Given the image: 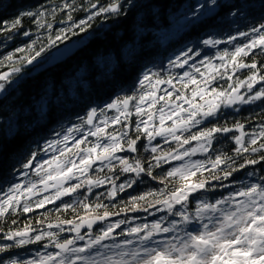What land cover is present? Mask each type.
Returning a JSON list of instances; mask_svg holds the SVG:
<instances>
[{
  "label": "trees",
  "instance_id": "1",
  "mask_svg": "<svg viewBox=\"0 0 264 264\" xmlns=\"http://www.w3.org/2000/svg\"><path fill=\"white\" fill-rule=\"evenodd\" d=\"M73 3V0H67ZM95 2V0H92ZM65 0H0V24L4 21H12L26 11L45 12V19L52 25L40 28L35 23L38 17L24 16L21 25L12 31H0V60L10 53H15L16 57L26 53H16L17 48H24L37 40V49L47 46L48 36L53 38L62 28H67L71 22L67 21L68 9L60 11ZM110 0H99L100 5H107ZM203 5L204 7H200ZM82 6V7H81ZM72 11L73 19L78 22L86 19L88 12L84 9L89 7V0H75ZM55 12L53 13V10ZM92 11H95L93 9ZM123 15L98 16L91 21V27L87 32L71 39L58 42L42 53L32 64H24L20 73L14 75L13 82L6 86V90L0 93V197L9 187L14 184H23L27 187L28 181L36 179L33 169H24L22 165L32 152H38L37 159L33 165H38L44 159H51L58 152L49 151L45 153L43 147L48 141L62 138L68 134L67 129L76 125H82L83 131L75 133L76 140L83 139L91 127L87 125L86 118L93 108L97 109L94 124H100L105 118H111L118 113L115 109H108L107 105L114 103L118 98L126 96H138L142 91L148 90L150 86L145 81V87L141 88L140 81L144 73L152 76L157 73L160 79L172 77V85H165L164 90L158 93L161 96L167 92L175 94L180 92L184 95H191V89L195 85H189L187 89H182L180 77L184 72H189L196 76L197 80H203L202 73H207L206 65L209 60L215 65H220L218 54L224 51H234L236 46L247 43L250 37L239 36L240 32H250L253 27H258L264 23V0H216L215 4L211 0H123ZM27 31L29 36L23 33ZM78 31V30H77ZM235 35L237 39L227 42L229 36ZM215 38L225 41L212 46H205L202 41ZM84 40L82 47L67 60L57 63L38 73H33L34 69L52 57L56 51L65 43L70 41ZM193 49V58L183 68L174 67L171 61L182 51L188 48ZM196 51L200 52L195 56ZM242 62L252 63L255 61L260 74L264 75V54L260 49H253L247 57L238 58ZM199 68V72L195 68ZM232 66L229 65L224 78L216 72L212 74L216 79L211 82V87L226 90L228 84H234L238 80H246L251 75V70L239 69L233 75ZM6 63L0 71H9ZM221 72L224 70L221 69ZM232 75V80L227 76ZM155 79V77H153ZM187 78H184L186 82ZM264 81L254 86L253 92L264 87ZM174 86V87H173ZM209 89V91H210ZM137 101L130 102L132 115L127 121L121 117V124H109L108 132L124 130L123 126L130 124L128 136L135 139V125L140 123L141 117H137L134 105ZM164 101L156 105L159 108ZM147 110V104L143 105ZM103 110V111H101ZM155 111V109H153ZM147 119V116L142 117ZM236 124L244 126L245 142L250 140L253 134H258L261 126H264V98L248 104H236L233 106L221 107L215 117L204 120L201 124L192 127L190 132L196 133L200 130L211 127L233 128L229 133H217L212 141L209 152L194 155L196 161H204L207 165L208 159L215 158V155L225 154L235 159L234 167L246 162V159H259L264 155V150L256 153H243L237 155L234 151L239 147L235 143L234 137L239 135V131L234 127ZM103 126V125H101ZM190 132H183L184 137H188ZM181 135V133H179ZM258 143H264L258 136ZM96 138L88 136L85 144L95 142ZM75 141H69V147L74 146ZM191 144L184 145V148L192 147ZM154 146H158L157 152L152 153L146 136L141 135L137 141V151L125 150L117 153L127 159L130 163L140 160L146 169L151 168L152 175L141 173L136 177L135 173H124L119 161H115L114 170H109L98 161L88 172L92 179H103L105 177L115 180L116 184L127 183L135 179L136 183L132 187H126L123 192H118L115 198L109 197L108 192L112 184L107 182L99 187L89 188L85 184L76 192L63 196L59 200L46 204L43 208H34L33 211L25 213L20 210L13 212L11 209L4 216L0 217V246L11 244L13 247L5 252H0V260L9 259L16 264L26 262L28 252L41 253L45 247H49L52 253L59 251L55 247V242L63 243L72 239L67 232V224L62 222L70 220L75 223L81 221V217L88 219L101 215L104 209L96 211H85L79 206V202L95 206L97 203L107 206L111 213L108 218H118L124 221V227L140 226L150 221L158 219L162 224L168 225L172 220L180 221L181 218L175 215L177 210H185L181 205H175L173 212H169L164 205L157 204L156 199H164L180 186L178 178L167 177L166 173L177 167V161H161L159 167H155L156 161L153 156L164 153L176 152L179 148L178 142L158 138L153 141ZM104 167L103 171L99 169ZM211 169L210 165H207ZM226 165H222L224 169ZM221 169L208 170L203 172L201 178L208 180V188L193 193L185 205L188 213H195L199 200L215 202L224 198L229 193L235 192L243 184L260 183L264 177V162L256 165H248L233 173L228 180H223ZM27 172V175H25ZM248 173H254L249 176ZM79 175V174H78ZM213 175L221 176V180H215ZM200 176V173H198ZM155 177V179H153ZM86 177L80 176L78 180L69 181L65 187L80 183ZM163 191L164 196H147L145 200L136 201V208H133L132 197H139L149 192L159 193ZM51 197L54 195H50ZM43 199L42 196H35L30 203ZM64 204H72L73 208L65 210ZM224 207H228L225 205ZM147 209L144 211L143 209ZM107 218V219H108ZM102 220H95L89 228L86 224L84 230L102 228ZM61 224V228L48 225ZM29 226L31 236L41 235L44 232H54L57 236L50 238L45 236L38 242L28 243L23 246H16L15 240L5 239L6 234L11 231L23 230ZM184 225L182 224L183 228ZM199 225H190L189 230ZM123 228V227H121ZM128 230V229H127ZM124 230L123 232H127ZM122 230H120V236ZM19 239V238H17ZM38 248H34L35 245ZM27 253V254H26ZM16 259V260H15ZM10 262V264H11Z\"/></svg>",
  "mask_w": 264,
  "mask_h": 264
},
{
  "label": "snow or ice",
  "instance_id": "2",
  "mask_svg": "<svg viewBox=\"0 0 264 264\" xmlns=\"http://www.w3.org/2000/svg\"><path fill=\"white\" fill-rule=\"evenodd\" d=\"M73 3H68L65 0L60 11L68 9L67 21L71 22L67 28L60 29L55 37L50 34L48 36L47 46L41 45L36 47L38 41L34 40L31 44L24 48H17L16 53H26L23 56L16 57L15 53H10L0 60V68L5 66L9 71H0V93L6 90V86L10 85L14 75L22 70L24 64H32L38 57L48 49L55 47L58 42L71 39V36H77L80 33L87 32L91 27V21L96 17L109 14L120 16L122 12L123 0H110L107 5H100L99 0H89V7L84 9L89 14L86 19H81L76 22L73 19L72 11L76 9ZM212 4L216 0H211ZM82 7V6H81ZM200 7H204L201 5ZM95 9V11H92ZM55 9L53 10V13ZM38 17L35 23L38 27L48 29L52 25L45 19V12L26 11L20 14L19 17L12 21H4L0 24V31H12L21 25L22 17ZM78 30V31H77ZM71 33V36L69 35ZM25 36L30 33L25 31ZM239 36L250 37L249 41L242 46H236L234 51H224L218 54L220 65H215L208 61L206 67L211 71L201 80H197L196 76L189 72H184L183 77H180L182 89H187L189 85L196 87L191 89V95H184L180 92L175 94L165 90L164 96H157L158 85H172V77L160 79L157 73H144L143 79L140 81L141 88L145 87L147 81L150 88L142 91L138 96H126L118 98L114 103L107 105L108 109H115L118 115L105 118L100 124H94V118L97 115V109L93 108L86 118L88 129L83 139L76 140L75 133L83 131L82 125H76L73 128L66 130L68 134L62 138L48 141L43 147L45 153L49 151L58 152L59 155H53L51 159H44L38 165H33V161L37 159L38 152L30 153L27 162L22 165L24 169H33L35 175L39 177L38 181H28L27 187L23 184H14L0 197V217H4L9 210L13 212L20 210L25 213L31 212L34 208H43L46 204L52 203L54 200H59L61 196H67L76 192L81 187V184L88 186L89 191L93 186L99 187L107 182L112 184L108 196L115 198L118 192H123L126 187H132L136 183L135 179L129 180L127 183L116 184L115 180L108 177L103 179H92L87 174L98 161L101 165L106 166L109 170H114L115 161H119L122 166L121 171L124 173H135L139 177L141 173H146L151 176V168L146 169L140 160H135L130 163L127 159L118 156L117 153L125 150L136 152L137 141L141 135L146 136L149 144L157 136L171 137L172 140L178 142L179 148L184 145L191 144L192 141H197V147L185 149L183 152L176 150L175 154L164 153L153 156L156 161L155 167L160 166L163 160H184L185 157H191L198 151L207 153L211 149L212 141L217 133H229L233 128L229 127H211L200 130L196 133H191L192 127L201 124L204 120L215 117L221 107L233 106L237 103L248 104L256 100L264 98V87H261L254 95L248 96L239 93L240 88L246 87L248 92H251L256 83L264 81V75L260 74V69L257 63H245L239 60L240 57H247L253 49H260L261 54H264V23L258 27H253L250 32H240ZM237 39V36H229L227 42H232ZM215 38L205 39L202 43L205 46L215 47L223 43ZM193 49L190 47L187 50H182L174 60L171 61L172 66L183 68L193 58ZM195 56H199L200 52L196 51ZM55 56V54H54ZM229 65L232 66L233 75L239 69H250L251 75L246 80H238L234 84H228L226 90L217 87H209L212 81L216 79L213 72L224 78L228 71ZM195 68V65H192ZM224 71L221 72L220 70ZM199 72V68H195ZM204 75V74H201ZM155 77V79H153ZM184 78H187L184 82ZM228 80H232V75L227 76ZM174 87V86H173ZM197 97L203 103H197ZM137 101L134 105L135 114L141 117L140 123L135 125L137 137L135 139L128 136L130 124L124 125V130L108 132L109 124H121V117L125 121L129 119L132 112L129 110L130 102ZM160 101H164L159 108H156ZM147 104V110L143 105ZM188 107L185 108L184 105ZM155 109V111H153ZM103 111V110H101ZM147 116V119L142 117ZM158 120V124L156 121ZM172 121L170 126H166V121ZM103 125V126H101ZM239 135L235 136V143L239 146L234 149L237 155L243 153H256L264 150V143H258L257 136L264 140V126L258 134H253L250 140L245 142L244 126L236 124L234 126ZM190 132L188 137L182 135L183 132ZM177 133H181L178 135ZM95 137V142H88L87 147H81L85 144L87 137ZM75 141L73 147H69V141ZM158 146L151 147V152L156 153ZM264 162V155L259 159H246V162L240 164L239 167H234L235 159L221 153L215 155V158H209L207 165L204 161H191L170 169L167 177L178 178L180 186L164 199H156L157 204H162L169 211L173 212L175 205H181L185 210L175 211V215L181 220H173L168 227L162 226L160 222H155L151 226L144 224L137 227H130L127 232H121V235L134 237L133 239H124L117 241L113 235L114 229L120 228L124 221L116 224H109L106 228L100 229V232L91 236L83 246H75L77 240H84L85 237L80 235V229L85 224L90 228L95 220H105L110 215H118L119 213H111L107 210V206L97 203L95 206L84 201L79 202V206L87 211H96L104 209L101 215L85 219L81 217V223L76 224L71 231L76 232L75 239L65 240L63 243L55 242V247L60 251L47 256H42L37 261H26L24 264H264V182L243 184L235 192L229 193L228 196L217 199L215 202L199 200L195 213L187 212L185 205L189 201V197L196 192L208 188V180L201 178L204 171L221 169L222 165H226L223 172V180H228L234 172L246 168L248 165H256ZM104 170V167L99 169ZM200 173V176H198ZM79 174V175H78ZM27 175V172H25ZM249 176L254 173H248ZM80 176L86 177L80 183L72 184L70 187L65 185L71 180H78ZM213 179L221 180V176L213 175ZM155 179V177H153ZM264 181V177L260 178ZM43 185L40 191H47L50 187L54 188L55 194L52 197L45 196L41 200H36L30 203L31 198L38 194L37 187ZM147 196H164V192L159 193L149 192L139 197H132L133 208H136V201L145 200ZM23 197V203L21 198ZM228 205V207H224ZM63 208L68 210L73 208L72 204H64ZM147 211V209H143ZM207 221V222H205ZM63 224H73V221L65 220ZM184 227L180 228L179 225ZM198 224L199 227H193L189 230L190 225ZM49 228H61V224L48 225ZM61 230H63L61 228ZM144 233L140 235V233ZM161 233H177L170 239H155ZM45 236L54 238L57 233L44 232L41 235L32 237L30 235L29 226H25L23 230L11 231L6 234L5 239L15 240L16 246H23L28 243L38 242ZM19 238V239H17ZM111 240L112 243H105ZM13 245L0 246V252H5ZM11 264H16L15 261Z\"/></svg>",
  "mask_w": 264,
  "mask_h": 264
},
{
  "label": "rangeland",
  "instance_id": "3",
  "mask_svg": "<svg viewBox=\"0 0 264 264\" xmlns=\"http://www.w3.org/2000/svg\"><path fill=\"white\" fill-rule=\"evenodd\" d=\"M206 69H207V73H202V74H204V75H203L204 78H205V76L208 74V72L211 71V70L208 69L207 67H206ZM263 84H264V83H263ZM165 85L167 86L168 84H161V85H158V89H159V90H158L157 93H156L158 97L161 96V94L158 93V92L164 90L163 87H165ZM256 85H257V83H256L254 86H256ZM254 86H253V89H254ZM209 89H210V87H209ZM253 89H252L251 92H248V90H247L246 87H244V88H240L239 93H240L241 95H245V98L247 99L248 96H251V95H254V94H255V92H253ZM197 103H203V101L200 100L199 97H197ZM237 104L242 105V103H237ZM235 105H236V104H235ZM184 107L187 108L188 105L185 104ZM129 109H130V107H129ZM156 123L158 124V120L156 121ZM171 124H172V121H170V120H169V121H166V126H170ZM177 134L179 135V133H177ZM158 138L165 139V137H163V136H157V137H155V139H154L153 141H155V140L158 139ZM168 140L173 141V140L171 139V137H167V141H168ZM153 141L151 142L150 146H154V145H153ZM193 147H197V141H194V143H193V145H192L191 148H193ZM185 149H190V147H187V148H184V147L179 148V151H180V152H183ZM171 153H172V154H175V152H171ZM199 153H202V152H199V151H198L196 154H199ZM196 154H195V155H196ZM117 155H118V154H117ZM189 159H190L191 161H196L194 155H192L191 157H185L184 160H175V161L178 162L177 166H179V165L185 163L186 161H188ZM170 161H174V160H170ZM95 165H96V164H95ZM93 166H94V165H93ZM38 179H39V177L36 176V179H34L33 181H38ZM25 187H26V186H25ZM42 188H43V185H39V184H38V187H37L38 194L35 195V196H42V197L44 198L45 196H47V197H51L50 195H54V194H55V191H56V190H55L54 188H51V187H50L47 191H40V189H42ZM35 196H33V197H35ZM33 197L31 198V200L33 199ZM61 197H63V196H61ZM21 203H23V197L21 198ZM120 221H122V220H121V219H118V218H108V219L102 220L101 223H104L103 226H102V228H106L109 224H113V225H114V224H116L117 222H120ZM172 221H173V220H172ZM172 221H171V222H172ZM155 222H160V221H159L158 219H153V220H151V221L149 222V223H150V226H151L153 223H155ZM171 222H170V223H171ZM205 222H207V221H205ZM80 223H81V221L78 222V223L73 222V224H67V232L71 234V238H72V239H75L77 234H76L75 231H71L70 229L74 228V226H75L76 224H80ZM160 223L162 224V222H160ZM170 223H169V224H170ZM169 224H168V225H165V226L162 224V226H164V227H168ZM121 227H123V228H121ZM130 227H137V226H130ZM130 227H124V224L122 223V224L120 225V228H116V229H114L113 235L116 236L117 241H123L124 239H133V238H134V237H128V236H123V237L120 236V230L124 231V230L129 229ZM179 227H180V228L182 227V223L179 225ZM102 228H100V229H102ZM96 229H97V228H93V229H91L90 231H89L88 229L83 231V226H82L81 229H80V235L84 236L85 239H84V240H77L75 246H77V247H79V246H83L91 236H94V235L98 234V233L100 232V229H98L97 231H96ZM30 234H31V232H30ZM143 234H144L143 232L140 233V235H143ZM173 235H177V233H161L159 236L155 237V239H170ZM105 243H112V241H111V240H108V241H105ZM38 246H39V245L37 244V245L34 246V248L37 249ZM51 246H52V245H49L48 247H45L43 251H42L41 249H39V250L41 251V253H38V252H32V251H31V252H28V254L26 253L27 255H26V259H25V261H37V262H38L42 256H47L49 253H52V252H51V249L49 248V247H51ZM59 251H60V249H59ZM52 254H54V253H52ZM15 260H16V259H15ZM23 264H24V263H23Z\"/></svg>",
  "mask_w": 264,
  "mask_h": 264
},
{
  "label": "water",
  "instance_id": "4",
  "mask_svg": "<svg viewBox=\"0 0 264 264\" xmlns=\"http://www.w3.org/2000/svg\"><path fill=\"white\" fill-rule=\"evenodd\" d=\"M84 44V40L79 41H70L65 44H63L55 53V56L53 55L48 60H46L43 64L36 67L33 71V73H38L44 69H47L57 63L63 62L67 60L68 58L72 57ZM96 117V116H95ZM95 120V118H94Z\"/></svg>",
  "mask_w": 264,
  "mask_h": 264
},
{
  "label": "flooded vegetation",
  "instance_id": "5",
  "mask_svg": "<svg viewBox=\"0 0 264 264\" xmlns=\"http://www.w3.org/2000/svg\"><path fill=\"white\" fill-rule=\"evenodd\" d=\"M10 262H11V260H9V259L0 260V264H10ZM22 264H23V262H22Z\"/></svg>",
  "mask_w": 264,
  "mask_h": 264
},
{
  "label": "bare ground",
  "instance_id": "6",
  "mask_svg": "<svg viewBox=\"0 0 264 264\" xmlns=\"http://www.w3.org/2000/svg\"><path fill=\"white\" fill-rule=\"evenodd\" d=\"M130 107V106H129Z\"/></svg>",
  "mask_w": 264,
  "mask_h": 264
}]
</instances>
